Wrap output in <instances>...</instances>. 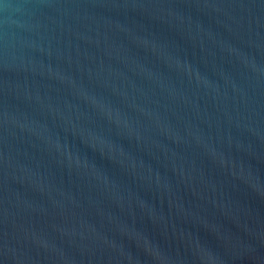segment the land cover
I'll return each instance as SVG.
<instances>
[{"label":"water","instance_id":"1","mask_svg":"<svg viewBox=\"0 0 264 264\" xmlns=\"http://www.w3.org/2000/svg\"><path fill=\"white\" fill-rule=\"evenodd\" d=\"M0 264H264V0H0Z\"/></svg>","mask_w":264,"mask_h":264}]
</instances>
